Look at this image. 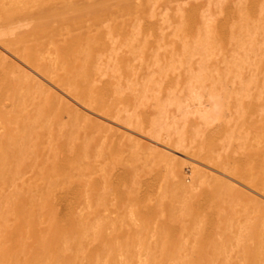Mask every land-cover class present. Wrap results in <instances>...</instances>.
Masks as SVG:
<instances>
[{"label":"bare ground","instance_id":"6f19581e","mask_svg":"<svg viewBox=\"0 0 264 264\" xmlns=\"http://www.w3.org/2000/svg\"><path fill=\"white\" fill-rule=\"evenodd\" d=\"M0 264H264V0H0Z\"/></svg>","mask_w":264,"mask_h":264}]
</instances>
